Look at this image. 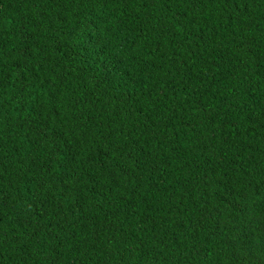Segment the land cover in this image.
Segmentation results:
<instances>
[{"label":"trees","instance_id":"obj_1","mask_svg":"<svg viewBox=\"0 0 264 264\" xmlns=\"http://www.w3.org/2000/svg\"><path fill=\"white\" fill-rule=\"evenodd\" d=\"M0 264H264V0H0Z\"/></svg>","mask_w":264,"mask_h":264}]
</instances>
